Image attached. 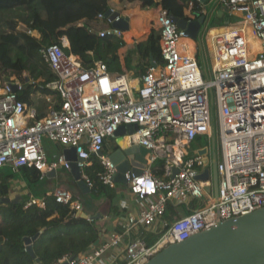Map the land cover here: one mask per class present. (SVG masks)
<instances>
[{
  "label": "built area",
  "instance_id": "built-area-1",
  "mask_svg": "<svg viewBox=\"0 0 264 264\" xmlns=\"http://www.w3.org/2000/svg\"><path fill=\"white\" fill-rule=\"evenodd\" d=\"M216 7L226 11L231 24L218 27L209 21V11ZM193 9L191 3L192 18ZM196 14L207 18L199 41L206 46L212 42L205 69L197 59V41L161 8L152 31L160 36L164 63L154 62L138 79L128 72L112 73L100 61L85 68L63 44L42 48L40 54L56 76L47 87L57 95L45 96L41 118L35 107L19 100L22 84L9 82L0 70V169H36L41 177L57 167L70 169L64 155L48 162L43 150L48 139L76 150L81 178L89 188L93 182L86 169L96 157L99 182L115 189V166L108 156H98L106 140L116 138L122 126L137 125V131L122 137L149 152L142 175H127L131 194L147 206L125 215L120 231L68 264H145L171 244L264 208V0H209ZM99 19L108 23L100 37L113 35L125 45L135 40L130 28L114 27L103 13ZM213 120L220 154L217 198L212 178L197 179L212 167ZM196 137L207 140L208 153L186 157L184 147ZM50 196L68 204L76 216L81 212L67 189ZM193 201L196 206L191 208ZM33 205L45 204L32 200L28 206ZM169 206L182 207L172 222L166 219ZM149 235L157 237L151 245ZM110 249L118 253L106 256Z\"/></svg>",
  "mask_w": 264,
  "mask_h": 264
},
{
  "label": "trees",
  "instance_id": "trees-1",
  "mask_svg": "<svg viewBox=\"0 0 264 264\" xmlns=\"http://www.w3.org/2000/svg\"><path fill=\"white\" fill-rule=\"evenodd\" d=\"M120 1L138 2L142 8L159 7L171 16L188 22L195 20L196 12L205 6L197 0ZM191 3L194 6L193 18L188 15ZM109 8L107 0H0V70L9 82L22 84V90L17 93L19 100L34 107L36 95H57L47 87L56 76L40 50L50 45L62 46L64 38L69 40V47H65L64 51L79 57L85 68L100 61L112 73H137L135 78L138 79L152 62L157 65L164 63L160 36L152 31L136 48L128 51L123 64L119 57L120 50L125 46L123 39L113 35L99 36V32L107 27L104 25L106 20H100L99 15L106 14ZM148 23L149 20L145 24ZM20 25L25 30L20 29ZM203 58L204 63L199 61V64L205 69L207 59L205 55ZM202 138L196 137L191 142L193 147L202 140V144L208 145L207 140ZM100 169L98 159L93 157L92 165L86 169L93 182L91 193L103 195L113 203L116 189L99 182L97 174ZM30 171L34 173V181L41 178L36 169ZM155 173L160 174L161 171L155 170ZM11 177L0 169V197L8 194ZM44 204L43 208L38 205L26 207L24 203L0 206V264H58L65 257L78 258L87 254L97 243L100 231L95 222L77 217L68 204L58 203L52 196H46ZM195 206L193 201L191 208ZM180 209L182 207L169 206L166 217H176ZM40 233L33 246L38 263L27 253L25 239ZM156 239V236L149 235L148 245Z\"/></svg>",
  "mask_w": 264,
  "mask_h": 264
},
{
  "label": "water",
  "instance_id": "water-1",
  "mask_svg": "<svg viewBox=\"0 0 264 264\" xmlns=\"http://www.w3.org/2000/svg\"><path fill=\"white\" fill-rule=\"evenodd\" d=\"M205 3L208 0H200ZM226 11H222L221 18L224 23L229 24L228 16L223 17ZM119 16L118 13L109 9L106 17L113 21V26L121 29H129L127 19L115 21ZM176 25L184 30L187 36L193 41H198L200 34L204 28L207 18L205 16H197L193 21L188 22L184 19L171 16ZM152 66H156L152 62ZM17 92V86L12 85ZM138 130L137 125L122 126L116 133V137L123 140V135L128 132L133 134ZM215 146V143H213ZM207 149L200 151L199 154L205 155ZM149 152L138 146L119 147L116 150L109 149L108 158L115 166L116 172L113 181L116 184L128 185L127 175L140 176L145 169L147 161L145 157ZM66 161L69 162L68 169L76 181L82 194L86 195L91 192L88 184L81 178V170L78 162H81L74 148L65 149L63 153ZM102 152L98 156H104ZM209 164V159L207 160ZM217 154L213 153L212 167L205 169L200 174L198 180H208L212 178L215 197H218V172H217ZM7 203L9 200L2 199L1 203ZM79 214V213H78ZM81 218L87 219L85 213L81 214ZM91 219V218H90ZM92 220V219H91ZM101 236V235H100ZM39 237V234L33 238H26L25 245L27 253L34 259L36 254L33 249V243ZM100 239L95 245H98ZM74 256L69 257L61 264H68L73 261ZM39 263V260L36 259ZM145 264H264V208L256 210L252 213L233 218L231 220L221 222L209 230L203 231L197 235L190 237L188 240L171 244L163 249L156 256L151 258Z\"/></svg>",
  "mask_w": 264,
  "mask_h": 264
},
{
  "label": "crops",
  "instance_id": "crops-1",
  "mask_svg": "<svg viewBox=\"0 0 264 264\" xmlns=\"http://www.w3.org/2000/svg\"><path fill=\"white\" fill-rule=\"evenodd\" d=\"M208 1L203 4L207 6ZM107 3L110 7L109 9H113L116 13L119 14V17L121 16V18H127L130 21L129 28L131 33L135 37V40L133 42L126 43V45L119 52L121 62L124 64V59L126 58L128 51L136 48L142 41H144V38L152 32L153 28L156 27V15L160 8H142L138 2L129 3L121 2L120 0H107ZM222 11L224 10H222L220 7H216L209 11V21H211L213 25L221 27L224 25L231 24V18L226 12L223 17L228 16L230 19V23H224V18L222 19V14H220ZM189 13L190 11L188 10V15ZM138 20L140 22H137ZM148 20L149 23L146 25L145 23ZM216 23H218L219 25H216ZM104 25L108 26V23H104ZM204 31L205 27L202 32ZM188 43L190 44L191 41H188L187 44ZM194 45L198 51L199 45L204 47L205 43L198 40L197 42H195ZM63 46L69 47L68 38L63 39ZM206 47L208 51L209 48L212 49L211 40H209V46ZM128 73L133 78H135V75L137 74H132L130 72ZM45 101V96L36 95L34 97V107L37 110L39 116H43L45 113ZM121 145L124 148L130 146L126 138H124L123 140H120L119 137L107 139L104 149L105 155L108 156L110 148L112 150H116L117 148L121 147ZM206 147L207 144L197 143L195 147H193V145L190 143L187 147H184V152L186 153V157H191L196 153H199L200 151H204ZM43 150L48 162L53 163L55 162L56 157L63 155L65 148L50 142L48 139H44ZM65 170L68 169L64 167H57L55 170L49 171L45 176L41 177L39 180L34 181V173L31 172L30 169L14 170L11 167L2 168V173H6L8 175L11 174L12 177L8 181L10 185L8 194L5 197H0V200L7 199L9 200V202H3L0 204V206L24 203L26 207H28L29 202H31L32 200L44 203L45 197L50 196V194L55 190L67 189L73 194L74 198L82 206L81 212L77 214V217L81 218V214L85 213L87 215L86 220L96 223V226L100 231L99 234L101 235L99 238L100 242L98 245L103 243V241L107 240L110 234L120 231V223L125 217V215L127 216L128 214L139 212L141 209L147 206V203L141 201L140 199L131 194L128 185H116V197L113 203L107 200L103 195H94L90 192L85 196L81 193L70 171ZM175 218L176 217L169 219L166 217L169 222L174 221ZM1 220L2 219L0 217V222ZM41 233L39 234V237L41 236ZM39 237L36 240H38ZM32 246H34V243ZM115 253H118V249H110L107 251L106 256Z\"/></svg>",
  "mask_w": 264,
  "mask_h": 264
},
{
  "label": "rangeland",
  "instance_id": "rangeland-1",
  "mask_svg": "<svg viewBox=\"0 0 264 264\" xmlns=\"http://www.w3.org/2000/svg\"><path fill=\"white\" fill-rule=\"evenodd\" d=\"M216 25H219L218 23H216ZM20 29H22V30H25V28L22 26V25H20ZM206 45V44H205ZM204 45V47H202L201 45H199V49H198V51H197V59H198V61H200V62H202V63H204V58H203V56L205 55V57H206V59H207V61H209V52H208V49H207V47ZM202 48V49H201ZM204 51V52H203ZM209 68V67H208ZM211 77V76H210ZM213 128H214V130H215V132H216V134L214 135V143L216 144V146H215V148H213L214 149V151H215V153L217 154V159L219 160L220 159V154H219V140H218V133H217V124H216V120H213ZM203 141V140H202ZM203 143V142H202ZM65 168V167H64ZM65 171H69V170H65ZM73 190V189H72ZM74 191V190H73ZM86 196V195H85Z\"/></svg>",
  "mask_w": 264,
  "mask_h": 264
},
{
  "label": "bare ground",
  "instance_id": "bare-ground-1",
  "mask_svg": "<svg viewBox=\"0 0 264 264\" xmlns=\"http://www.w3.org/2000/svg\"><path fill=\"white\" fill-rule=\"evenodd\" d=\"M125 19H127V18H125ZM127 23L128 24H130V21L127 19ZM188 45H189V47H190V49H192L193 48V44L192 43H188ZM256 46H258V44H256Z\"/></svg>",
  "mask_w": 264,
  "mask_h": 264
},
{
  "label": "flooded vegetation",
  "instance_id": "flooded-vegetation-1",
  "mask_svg": "<svg viewBox=\"0 0 264 264\" xmlns=\"http://www.w3.org/2000/svg\"><path fill=\"white\" fill-rule=\"evenodd\" d=\"M104 153H105V150H104Z\"/></svg>",
  "mask_w": 264,
  "mask_h": 264
}]
</instances>
